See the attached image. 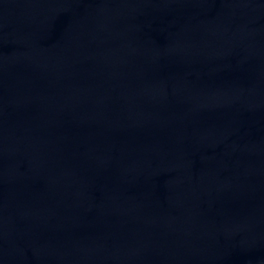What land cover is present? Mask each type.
Wrapping results in <instances>:
<instances>
[{
  "label": "water",
  "instance_id": "1",
  "mask_svg": "<svg viewBox=\"0 0 264 264\" xmlns=\"http://www.w3.org/2000/svg\"><path fill=\"white\" fill-rule=\"evenodd\" d=\"M0 264H264V0H0Z\"/></svg>",
  "mask_w": 264,
  "mask_h": 264
}]
</instances>
